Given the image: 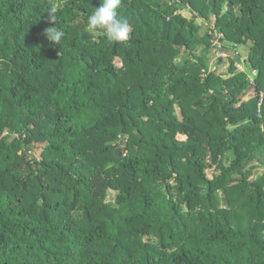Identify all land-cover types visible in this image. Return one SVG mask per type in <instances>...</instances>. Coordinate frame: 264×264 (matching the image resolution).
Segmentation results:
<instances>
[{
	"label": "trees",
	"instance_id": "16d2710c",
	"mask_svg": "<svg viewBox=\"0 0 264 264\" xmlns=\"http://www.w3.org/2000/svg\"><path fill=\"white\" fill-rule=\"evenodd\" d=\"M99 4L0 0V264H264V0Z\"/></svg>",
	"mask_w": 264,
	"mask_h": 264
},
{
	"label": "clouds",
	"instance_id": "9594fccd",
	"mask_svg": "<svg viewBox=\"0 0 264 264\" xmlns=\"http://www.w3.org/2000/svg\"><path fill=\"white\" fill-rule=\"evenodd\" d=\"M122 0H100L98 7L94 8L87 19V30L104 32L110 44L126 43L130 38V25L126 19L120 18L118 9ZM60 6L53 4L46 11L50 21L49 27L44 30L46 39L53 44H60L65 33L56 26L57 12Z\"/></svg>",
	"mask_w": 264,
	"mask_h": 264
},
{
	"label": "rangeland",
	"instance_id": "374dc122",
	"mask_svg": "<svg viewBox=\"0 0 264 264\" xmlns=\"http://www.w3.org/2000/svg\"><path fill=\"white\" fill-rule=\"evenodd\" d=\"M62 2L59 1L58 4H61ZM182 13H185L186 12V9H182L181 10ZM210 24L209 26H212L213 23H212V20L209 21ZM207 28V27H206ZM203 31V28L201 29ZM224 45L228 46L229 48H232L233 47V44L232 43H229V42H224ZM241 49V48H240ZM239 49V50H240ZM238 51V50H237ZM189 55H188V52L186 50H181V53L176 57V62L179 63V62H182L184 59L188 58ZM207 57L209 59V69H216L218 73L222 74L223 76H226L227 75V71H228V67L230 65V59H232L234 61V64H235V67H237L238 69H241L243 70L248 78L251 80V83L252 82V79H253V74L255 73L254 71H252L251 67H250V64L248 61H244V58H240L238 59L235 54L233 53H228V52H221L220 50H217V49H213L212 52L208 53L207 54ZM245 57V56H244ZM221 58V61H219ZM116 65H120V62H119V59H116ZM254 92H253V89L252 87H248L245 92H244V95H243V98L244 99H248L249 97L253 96ZM37 144H33L32 147H36ZM33 155L36 157V158H40V151L35 148V149H31ZM251 165L254 166V169H253V175H252V179L262 175L264 173V152H262L260 154V161L259 160H255L251 163ZM113 195H114V192L113 191H109L108 192V196H107V199L109 201H112L113 199Z\"/></svg>",
	"mask_w": 264,
	"mask_h": 264
}]
</instances>
